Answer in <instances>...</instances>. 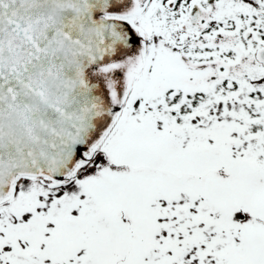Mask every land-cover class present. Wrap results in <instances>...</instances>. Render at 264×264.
Listing matches in <instances>:
<instances>
[{"label":"snow or ice","instance_id":"1","mask_svg":"<svg viewBox=\"0 0 264 264\" xmlns=\"http://www.w3.org/2000/svg\"><path fill=\"white\" fill-rule=\"evenodd\" d=\"M0 264H264V0H0Z\"/></svg>","mask_w":264,"mask_h":264}]
</instances>
